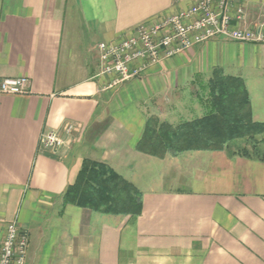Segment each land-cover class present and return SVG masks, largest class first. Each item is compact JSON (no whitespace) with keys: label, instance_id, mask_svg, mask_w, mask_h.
<instances>
[{"label":"crops","instance_id":"1","mask_svg":"<svg viewBox=\"0 0 264 264\" xmlns=\"http://www.w3.org/2000/svg\"><path fill=\"white\" fill-rule=\"evenodd\" d=\"M198 1L0 0V81L29 80L0 94V241L10 222L26 231L25 264H264V160L137 151L148 119L174 124L214 69L243 79L264 122V47L216 37L117 86L99 75L100 43ZM236 2L238 28L256 29L264 0ZM48 132L54 151L39 147ZM85 159L135 186L139 216L63 203Z\"/></svg>","mask_w":264,"mask_h":264},{"label":"trees","instance_id":"2","mask_svg":"<svg viewBox=\"0 0 264 264\" xmlns=\"http://www.w3.org/2000/svg\"><path fill=\"white\" fill-rule=\"evenodd\" d=\"M206 85V96L198 95L205 108L202 117L176 127L149 118L137 151L158 157L187 151H225L230 157L257 159L258 145L264 141V122L252 118L243 79L214 69ZM239 140L244 146L230 153V144ZM63 203L114 216L136 217L142 210L141 194L133 184L106 164L87 159L75 182L65 190Z\"/></svg>","mask_w":264,"mask_h":264},{"label":"built area","instance_id":"3","mask_svg":"<svg viewBox=\"0 0 264 264\" xmlns=\"http://www.w3.org/2000/svg\"><path fill=\"white\" fill-rule=\"evenodd\" d=\"M244 18V6L236 0H199L176 14L145 21L120 40L98 45L99 75L112 79L110 87L117 86L216 37L264 47V20L254 30H242L238 25ZM28 91L27 77L0 81V94L25 95ZM70 130L68 127L67 132ZM61 144L54 132L44 133L39 140L44 150L54 151ZM27 245L26 231L16 222L6 224L0 241V264H25Z\"/></svg>","mask_w":264,"mask_h":264},{"label":"rangeland","instance_id":"4","mask_svg":"<svg viewBox=\"0 0 264 264\" xmlns=\"http://www.w3.org/2000/svg\"><path fill=\"white\" fill-rule=\"evenodd\" d=\"M206 84H204L202 86V89L200 90L199 95L201 97L206 96V93H207V85ZM248 86L250 87L251 94L253 95L254 104L257 105L258 102L255 98L256 91H254V89L252 88V85L249 84ZM259 91L260 90L257 89V92H259ZM180 109H181V113H180L181 118H175L174 124H169V123L164 122V121H160V122L172 125L173 127H176L183 122L202 117L205 114V108L203 107L201 99L199 98V96H197V98H195L194 100L190 101V103H188L185 106V109H182V107ZM183 110H186L187 112L186 111L183 112ZM256 122H258V121H256ZM242 146H244V141H242V140L236 141L235 143L230 144L228 151L231 153L233 151H236L239 147H242ZM255 158H257V159L264 158V141L259 143V145H258V156Z\"/></svg>","mask_w":264,"mask_h":264}]
</instances>
